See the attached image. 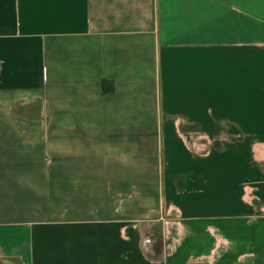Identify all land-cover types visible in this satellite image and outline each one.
Here are the masks:
<instances>
[{"label":"crops","instance_id":"0c3cea01","mask_svg":"<svg viewBox=\"0 0 264 264\" xmlns=\"http://www.w3.org/2000/svg\"><path fill=\"white\" fill-rule=\"evenodd\" d=\"M0 264H264V0H0Z\"/></svg>","mask_w":264,"mask_h":264},{"label":"trees","instance_id":"16d2710c","mask_svg":"<svg viewBox=\"0 0 264 264\" xmlns=\"http://www.w3.org/2000/svg\"><path fill=\"white\" fill-rule=\"evenodd\" d=\"M161 249V239L159 236L154 240L151 250L156 251L157 253L160 252Z\"/></svg>","mask_w":264,"mask_h":264},{"label":"rangeland","instance_id":"374dc122","mask_svg":"<svg viewBox=\"0 0 264 264\" xmlns=\"http://www.w3.org/2000/svg\"><path fill=\"white\" fill-rule=\"evenodd\" d=\"M156 225H159L158 223Z\"/></svg>","mask_w":264,"mask_h":264}]
</instances>
